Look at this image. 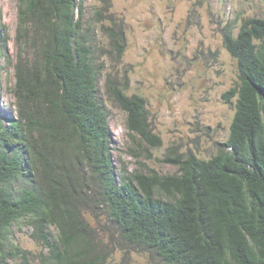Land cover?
<instances>
[{"label": "trees", "instance_id": "16d2710c", "mask_svg": "<svg viewBox=\"0 0 264 264\" xmlns=\"http://www.w3.org/2000/svg\"><path fill=\"white\" fill-rule=\"evenodd\" d=\"M89 26L83 0H18L16 117L0 118V264H10L22 222L43 251L16 264H105L114 251L119 264L132 253L162 264H264V19L221 31L238 70L222 95L235 99L226 142L208 160L168 148L160 162L176 172L166 175L116 170ZM105 33L121 59L124 30ZM127 86L105 80L133 155L151 159L162 141L145 99Z\"/></svg>", "mask_w": 264, "mask_h": 264}, {"label": "rangeland", "instance_id": "374dc122", "mask_svg": "<svg viewBox=\"0 0 264 264\" xmlns=\"http://www.w3.org/2000/svg\"><path fill=\"white\" fill-rule=\"evenodd\" d=\"M83 0L89 21L94 65L98 69L96 96L104 107L112 138L116 170L174 174L176 168L160 162L166 150L177 147L201 160L216 154L228 138L235 99L222 95L238 83L235 60L223 46L222 29L233 24L236 34L241 20L264 19V0ZM18 0H0V118L5 125L16 117L13 97ZM100 13V16L97 14ZM124 30L125 50L116 59L105 29ZM128 82V96L145 99L154 132L162 146L151 150V159L134 156L135 146L125 129V113L109 96L105 80ZM94 226L95 224L92 223ZM52 241L56 229H48ZM10 264L24 253L32 261L43 247L24 222L12 229ZM123 254L114 251L105 264H119ZM129 264H162L145 254H130Z\"/></svg>", "mask_w": 264, "mask_h": 264}]
</instances>
